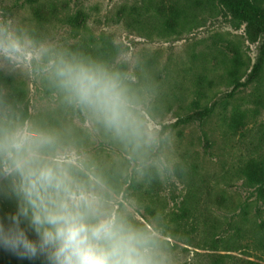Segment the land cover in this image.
<instances>
[{
	"label": "rangeland",
	"instance_id": "rangeland-1",
	"mask_svg": "<svg viewBox=\"0 0 264 264\" xmlns=\"http://www.w3.org/2000/svg\"><path fill=\"white\" fill-rule=\"evenodd\" d=\"M208 1L0 0V20L36 53L27 66L0 58V91L31 118L71 127L112 165L118 146L63 102L43 69L63 55L121 71L172 160L122 185L138 219L162 224L177 264H264V187L259 193L236 174L244 164L264 167V31ZM198 95L213 109L203 123L192 118ZM14 211V200L0 198V217ZM0 264L42 261L0 249Z\"/></svg>",
	"mask_w": 264,
	"mask_h": 264
},
{
	"label": "clouds",
	"instance_id": "clouds-1",
	"mask_svg": "<svg viewBox=\"0 0 264 264\" xmlns=\"http://www.w3.org/2000/svg\"><path fill=\"white\" fill-rule=\"evenodd\" d=\"M35 55L11 20H0V58L27 66ZM43 71L119 155L102 164L71 127L31 118L0 91V198L15 201V211L0 217V249L42 264H177L162 224L138 219L137 202L122 191L172 164L131 78L63 55Z\"/></svg>",
	"mask_w": 264,
	"mask_h": 264
},
{
	"label": "trees",
	"instance_id": "trees-1",
	"mask_svg": "<svg viewBox=\"0 0 264 264\" xmlns=\"http://www.w3.org/2000/svg\"><path fill=\"white\" fill-rule=\"evenodd\" d=\"M218 1L221 3L222 7L228 10L239 22L254 25L255 27H259L264 31V0ZM208 2L214 4L215 0H209ZM175 22L176 21L171 20L170 22H168L165 28H167L168 26L171 27L173 24H175ZM262 63L263 58L260 59V63H257L255 65L254 72L260 71L258 70V68H261ZM14 96L18 102L24 101V94L22 91H16L14 93ZM201 102L202 101L200 99V96L198 99H195L193 101L197 109L195 110V115L192 118L193 120L197 119L199 122L203 123L207 118L212 115L213 109L211 107H203ZM186 121H188V119ZM189 121H191V118ZM254 160L255 159H252L253 162ZM252 166L254 167V170H249L246 167V164H244L243 167L241 166L238 168L239 170L236 174L239 178L243 179L244 183H246L249 187L255 188L257 192L261 193V190L264 187V167L263 165L256 162Z\"/></svg>",
	"mask_w": 264,
	"mask_h": 264
}]
</instances>
